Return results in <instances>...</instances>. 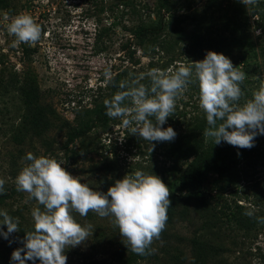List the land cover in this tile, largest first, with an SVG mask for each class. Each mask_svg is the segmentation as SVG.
<instances>
[{
  "label": "rangeland",
  "instance_id": "obj_1",
  "mask_svg": "<svg viewBox=\"0 0 264 264\" xmlns=\"http://www.w3.org/2000/svg\"><path fill=\"white\" fill-rule=\"evenodd\" d=\"M100 1L12 0V12L0 7V179L5 181L3 193L10 195L0 209L18 224V232L7 240L0 238V264H9L11 253L22 247L25 233L33 230L31 211L43 208L28 193L16 191L15 177L29 163L23 159L26 153L56 159L82 183L101 192H107L126 174L145 172L149 167L159 170L162 181L172 191L188 165L184 162L177 170L171 169L162 152L166 142H154L151 151L150 142L131 134L121 121L106 132L96 130L84 139L76 159L65 155L62 146L75 112L91 107L97 93L104 92L105 69L113 75L125 64L121 46L128 34L120 27L112 32L106 51L105 37L103 51L92 48ZM144 1L153 7L154 0ZM218 2L198 0L201 8L211 4L210 14ZM20 14L30 15L40 25L38 42L13 46L15 37L9 35L7 25ZM212 22L214 30L222 29L219 19ZM25 47L33 52H25ZM243 51L251 65L243 81L244 103L258 89L257 77L264 76V57L248 46ZM154 60V68L163 72H174L193 61L185 56L174 62L159 57ZM163 65L167 68L162 69ZM149 69V60L141 58L136 67L139 77ZM188 86L175 101V115L177 108L192 110ZM172 116L173 113L168 118ZM80 146L79 140L75 149ZM234 176L230 183L218 174H210L202 185L205 205L185 194L159 238L153 239L150 255L137 264H264V226L245 234L226 217L236 204L253 213L264 212V135L256 157L250 163L239 164ZM73 215L78 223L91 228L84 242L66 249V264H118L119 258L127 256L130 247L110 217H100L92 211L84 217Z\"/></svg>",
  "mask_w": 264,
  "mask_h": 264
},
{
  "label": "clouds",
  "instance_id": "obj_2",
  "mask_svg": "<svg viewBox=\"0 0 264 264\" xmlns=\"http://www.w3.org/2000/svg\"><path fill=\"white\" fill-rule=\"evenodd\" d=\"M240 2L247 5L252 0ZM7 32L15 37L13 46L34 44L41 37L40 25L25 14L13 17ZM145 75L148 85L135 78L131 84L121 83L122 90L105 99L104 105L107 117L120 118L121 125L131 134L150 142L151 151L154 142L174 141V129L162 126L174 111L178 96L193 82L198 84V106L208 125L203 135L215 145L224 142L238 149H250L255 138L264 135V76L257 77L260 83L252 98L240 104L245 73L224 54L209 50L202 60L174 72L151 68L139 79ZM104 76L105 82L111 79L110 69H105ZM23 159L29 163L15 177L16 191L28 193L43 208L31 211L33 230L25 233L22 247L11 253L9 264H66V249L84 242L91 228L78 223L73 213L84 217L92 211L100 217H110L127 248L141 256L165 227L169 190L155 174L136 170L116 180L107 192H101L82 183L79 176L70 174L54 158L26 153ZM4 183L0 179V194ZM245 215L251 217L253 212ZM256 219L264 223V217ZM17 229L16 219L0 209V238L7 240Z\"/></svg>",
  "mask_w": 264,
  "mask_h": 264
},
{
  "label": "trees",
  "instance_id": "obj_3",
  "mask_svg": "<svg viewBox=\"0 0 264 264\" xmlns=\"http://www.w3.org/2000/svg\"><path fill=\"white\" fill-rule=\"evenodd\" d=\"M208 1L212 3V0ZM0 7L12 12V0H0ZM210 9L211 4L207 8L199 7L198 0H154L153 7L144 0H101L97 4V29L92 48L95 52L103 51L105 37L106 51L112 32L120 27L128 34L121 46L125 64L122 69L117 68V72L105 82L104 92L97 93L92 99L91 107L80 108L75 112L73 124L66 133V141L62 146L68 158L76 159L80 155L82 141L89 138L94 131L106 132L113 124L121 121L120 118L107 117L104 105L105 99H110L117 91L122 90L121 83L131 84L135 78L139 83L149 84L148 77L139 79L137 74L136 67L141 64V58H147L149 67L154 68L156 57L162 60L168 58L174 62L178 57L185 56L193 59L194 63L202 60L210 50L224 54L230 58L234 67L246 73L251 65L244 56L243 48L248 46L258 50L264 57V0H252L247 5L240 0H219L213 14L209 13ZM99 15H104L105 18ZM212 19H219L223 23L222 29L214 30ZM28 51L33 52L29 47H25V52ZM166 68L165 65L162 66V69ZM188 87L192 92L188 94L193 100L192 110L177 108V115L173 111V116L167 118V122L162 126H171L177 133L174 141L163 144L162 152L170 161V168L177 170L180 164H188L178 179V187L172 191L168 188L170 205L167 209V221L171 220L176 206L182 202L185 194L205 205L202 185L210 174H218L232 183L239 164L250 163L256 157L260 138L263 136L258 135L254 147L250 149H238L224 142L215 145L210 137L203 135L208 125L203 110L198 106V84L193 82ZM241 89L242 92L246 89L244 82ZM26 97L30 99L29 92ZM243 99L244 93L240 104ZM150 119L155 123L154 118ZM79 140L81 146L75 149ZM144 171L160 177L157 168L149 167ZM9 196L1 194L0 205H3ZM245 212L246 208L236 204L234 209L229 208L226 217L235 228L245 234H251L264 226V223H259L256 219L264 217V212L253 213L251 217L245 215ZM150 253L151 245L143 256L129 249L127 256L118 259V264H137Z\"/></svg>",
  "mask_w": 264,
  "mask_h": 264
}]
</instances>
